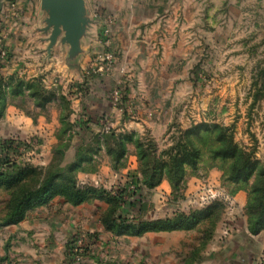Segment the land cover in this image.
I'll return each instance as SVG.
<instances>
[{"label": "crops", "instance_id": "1", "mask_svg": "<svg viewBox=\"0 0 264 264\" xmlns=\"http://www.w3.org/2000/svg\"><path fill=\"white\" fill-rule=\"evenodd\" d=\"M258 2L264 4V0ZM11 3L18 6L19 14L9 24L6 44L11 58L5 72L11 73L17 68L26 77L45 72L46 83L51 86L62 84L67 87L70 81L75 82V60L66 58L68 46H54V51L56 48L65 51L64 65L57 62V67L53 69L51 64L38 63L43 55L37 53L38 48L43 47L37 41L40 27L35 28L40 16L38 0H10L8 4ZM208 3L213 13L226 5L224 11L228 26L229 21L234 19L235 5L250 4L251 0H85L91 22L81 39L84 54L78 64L89 75L84 82L80 81L81 92L73 96L76 107L72 115L76 118L77 130L83 133L85 129L94 132L115 129L162 136L173 122L187 126L197 116V111L187 112L182 107L189 89L188 69L194 61L191 36L194 29L201 26L204 7ZM105 29L107 35H104ZM215 48L216 81L232 85L238 79L235 49L231 44H217ZM41 53H44L43 49ZM108 53L114 57L112 64L105 60ZM120 79L124 98L121 105H114L109 91ZM224 98L229 101L232 92L226 90ZM5 117L12 126L15 122H22L19 129L23 132L44 124L41 115L36 122L12 105L6 108ZM77 145L78 142L74 141L66 151V162L73 159ZM130 147L128 164L131 166L113 171L107 157V165L102 167V171L82 178H91L88 179L90 183L106 188L102 175H109V182L117 175L137 174L132 152L134 146ZM200 180L192 178L188 181V198L196 193ZM169 190L168 182L164 180L160 186L149 191L154 196L158 193L166 196ZM139 197L133 207L142 204ZM233 199L243 210L246 192L238 191ZM106 208L105 202L99 199L73 206L55 197L47 206L30 211L18 224L4 227L3 238L13 243L16 241L21 264H67L65 245L76 232L87 233L91 246L94 243L103 244L99 241L100 237L105 243L104 249L103 246L90 248L91 252L84 257L83 264H185L200 246L201 234L197 229L114 236L104 230L100 221ZM240 222V226L235 222L225 223L224 226L218 224L212 238L197 254L199 261L193 264H260L264 260V230L253 235L247 229L245 215ZM92 232L99 233L100 237H90Z\"/></svg>", "mask_w": 264, "mask_h": 264}, {"label": "rangeland", "instance_id": "2", "mask_svg": "<svg viewBox=\"0 0 264 264\" xmlns=\"http://www.w3.org/2000/svg\"><path fill=\"white\" fill-rule=\"evenodd\" d=\"M9 1H5L0 9V77L5 78L10 74H16L18 77L24 79L41 77L44 86L47 88H54L55 86L46 83L47 74L45 72L39 73L33 77H26L20 74L17 68L16 71H11V73L5 72V66L11 58L6 44L9 24L14 21V18H17L19 14L18 6L12 3L8 4ZM220 8L221 6L219 9ZM235 8L234 19L230 20V24L227 26L226 11H224L226 5H223V8H221L219 12L215 10L213 13L211 4H205L202 24L201 26L198 25L197 29H194V33L191 36V45L193 46L191 54L194 61L188 69L189 89L186 98L182 102V107L187 112L189 110L197 111V116L192 118L187 126H182L181 123L173 122L169 126L167 132L162 136H154L148 132L140 135L152 137L160 148H164L170 144L171 136L176 134L178 130H186L198 123H208L210 125L217 124L218 126L226 127L232 137L233 143L246 152H249L252 159L257 161L258 167L262 168L264 167V4H260L258 0H251L250 4L235 5ZM38 11L40 16L38 17V24L35 28H41L43 26L40 0H38ZM47 36L48 33H42L41 31L38 35L37 41L43 45V47L37 50L39 55L43 54L38 63L41 65L51 64L53 69H55L57 67V62L60 63V65L61 63L63 65L65 64V51H61L58 48L54 51L53 47L51 55L48 57L44 50V45L47 44L45 39ZM217 44H220V46L231 44L235 49L234 58L237 60L235 72L238 79L236 78L232 85L218 84L216 81L217 71L215 70L214 62L216 55L215 46ZM41 49L44 50V53H41ZM54 54L56 59L54 58ZM194 54L197 56L195 57ZM81 57L82 54L81 56H77L73 71V73L77 75L76 80L74 79L75 82L72 83L70 81V85L67 87H64L62 84L58 85V95H62L64 100H53L46 103L45 106L41 108L37 106V100L29 96L28 93L18 96L7 94L5 96V113L8 105H12L18 109L22 115H29L36 122L39 118L38 116L41 115L40 118L44 123L39 128L36 127L29 132H23L19 129V125H22V122H15L16 124L12 126L11 121L5 120V114L0 118V139H13L22 141L26 144L20 145L10 152V159L12 161H16L20 164L30 163L34 166L45 167L50 162L52 151L55 146L58 145V142L69 143L70 140L71 144L76 141L78 145L81 142L85 144L91 143V130L85 129L83 133L77 130L75 124L76 118L72 115L76 107L74 103L75 98L73 96L81 92L82 88L80 86L82 83L80 81L84 82L89 75L85 72L86 69H83L81 65L78 64V60ZM226 90L232 92V98H229V101L224 98ZM111 94L112 90L111 92L109 91L110 99ZM11 109L15 111V109ZM68 110L71 112L65 117ZM10 116L12 115L10 114ZM66 121L71 124V131L69 133L62 132V129L66 126ZM202 135L205 136V139L202 141L203 147H201L199 162L195 169H187L188 181L192 178L201 179L198 189L195 190L196 193L192 195L193 197L188 198L186 196V190L183 192L184 194L182 197L174 198V196L170 194V190L169 194L166 196L162 195V193H158V195L154 196L150 194V189H144V192L141 191L139 197L142 204H137V207L128 206L129 208L127 211L139 215L142 219H156L170 217L177 211L188 212L190 209L202 208L212 201H219L223 204V210L216 222V227L220 223L223 226L225 223L230 224L233 222H235L237 226L241 225L240 220L242 216L245 215L244 208L242 210L238 207V202L234 201L231 195V191L235 186L224 181V170L227 167V162L211 157L209 152L210 147L213 145V142L210 140L211 136L206 131H203ZM41 145H45V147H41ZM130 146L132 145L128 146L126 167L131 166L128 164L131 154ZM132 152L133 155H135V149H133ZM106 158L107 156L101 151L95 158L96 161L94 164L88 165L87 168L93 170L96 167L97 171H102V167L107 165ZM134 167L135 173H138L136 155ZM96 172H80L77 175L81 182L87 180L86 182L90 183L91 181L88 179L91 178L86 179L82 177H85L84 175L91 176ZM102 176L106 180L103 184L107 185V187L104 188L107 191H118L124 194V197L121 196L122 199L124 198L123 200L134 197V194L131 193L135 187L132 181L134 177H138L139 175H117L111 178L109 182L107 181L110 179V177H108L109 175ZM209 177L211 178L209 179ZM252 181L253 178L251 182ZM208 183H211L210 186H207ZM95 186L100 187L99 185ZM209 190L215 193V197L203 199V197L208 194ZM162 191L163 188H161L160 192ZM135 197L132 204H134L137 199V196ZM141 198H143V201ZM7 199V191L0 188V220L5 214ZM122 199L121 202H123ZM105 204L108 207L106 202ZM123 206H125V204ZM3 228L4 227H0V264H21L22 260L17 256V253L20 251L18 250V244L16 241L13 243L10 239L6 241L3 238ZM98 234L97 232H92L90 237L98 238L100 237ZM72 236L73 237L67 241L65 245V252L67 251L66 248L69 243H74L76 247L80 248V251H82L85 246L88 248L84 255H79V261L74 260L73 257L71 264H83L84 257L88 255V252H91L90 248L92 249V247L99 248L103 246L104 249L105 243L101 237L99 241L103 242V244L94 243L91 246L92 243L88 241L87 238L89 235L87 233L76 232ZM73 240L76 241L73 242ZM63 262L65 261L63 260ZM67 264H70L69 259ZM260 264H264V260H262Z\"/></svg>", "mask_w": 264, "mask_h": 264}, {"label": "trees", "instance_id": "3", "mask_svg": "<svg viewBox=\"0 0 264 264\" xmlns=\"http://www.w3.org/2000/svg\"><path fill=\"white\" fill-rule=\"evenodd\" d=\"M58 89L59 86H44L41 77L24 79L16 74L0 77V118L5 114L7 94L18 96L28 93L37 100V106L43 108L53 100H64L62 95H58ZM70 112L68 110L65 117ZM65 124L62 132L69 133L71 124L68 121ZM203 131L211 136L213 142L209 149L211 157L227 162L224 181L235 186L231 195L234 196L240 190L246 192L244 214L247 229L250 234H259L264 230V167L259 168L249 152L233 143L226 127L208 123H198L186 130H178L171 136L170 144L164 148H160L152 137L141 136L135 131H90L91 143L81 142L77 145L71 161L65 162L66 151L71 146L70 140L69 143L58 142L45 167L12 161L10 152L26 144L13 139H0V188L8 193L0 227L18 224L30 211L47 206L55 197L73 206L99 199L108 204L100 216L102 226L114 236H142L148 232L197 229L201 234L200 246L191 253L185 264L198 262L200 258L197 254L215 232L216 222L223 210L221 202L212 201L188 212L177 211L170 217L142 219L127 211L130 206H134L130 200L132 197L123 200L121 196L124 194L81 182L77 174L96 172V167L90 170L87 166L94 164L101 151L109 158L110 168L120 171L126 167L128 146L133 145L139 175L132 181L135 186L131 192L133 196H140L142 189H154L166 180L170 194L174 198L182 197L187 189V169H195L201 156L202 141L205 139ZM87 248L85 246L80 251L74 243H69L66 248L69 263L75 254L84 255Z\"/></svg>", "mask_w": 264, "mask_h": 264}, {"label": "water", "instance_id": "4", "mask_svg": "<svg viewBox=\"0 0 264 264\" xmlns=\"http://www.w3.org/2000/svg\"><path fill=\"white\" fill-rule=\"evenodd\" d=\"M5 1L0 0V9ZM43 26L40 31L48 33L45 52L49 57L56 45L68 46L67 60H77L84 54L81 39L91 22L85 0H40Z\"/></svg>", "mask_w": 264, "mask_h": 264}, {"label": "built area", "instance_id": "5", "mask_svg": "<svg viewBox=\"0 0 264 264\" xmlns=\"http://www.w3.org/2000/svg\"><path fill=\"white\" fill-rule=\"evenodd\" d=\"M104 35H107V30L105 29ZM113 55L111 53H108L105 56V60L107 61L108 64H112L113 62ZM124 98V91H123V85H122V80H118L114 88L112 89V94H111V101L114 105H121L123 102ZM215 197V193L211 192V190L208 191V194H206L203 199H210ZM74 260L79 261L80 257L78 254H75Z\"/></svg>", "mask_w": 264, "mask_h": 264}]
</instances>
